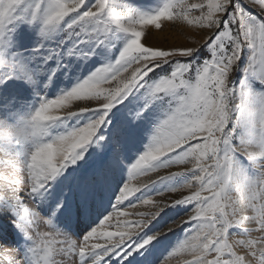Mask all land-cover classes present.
<instances>
[{"label":"rangeland","instance_id":"obj_1","mask_svg":"<svg viewBox=\"0 0 264 264\" xmlns=\"http://www.w3.org/2000/svg\"><path fill=\"white\" fill-rule=\"evenodd\" d=\"M0 137V260L264 264V0H0Z\"/></svg>","mask_w":264,"mask_h":264},{"label":"bare ground","instance_id":"obj_2","mask_svg":"<svg viewBox=\"0 0 264 264\" xmlns=\"http://www.w3.org/2000/svg\"><path fill=\"white\" fill-rule=\"evenodd\" d=\"M0 151H2V149H0ZM5 151H4V153H5ZM4 162L6 163L8 161L4 160ZM9 168H3V169L8 170ZM101 169H102V166L98 165L93 170L95 172V175H99L101 172ZM3 173H5V172H3ZM7 173H8V171H7ZM4 175H6V173ZM4 175L1 173L0 178L5 179L7 176H4ZM7 175H10V174H7ZM11 179H12V177H11ZM7 181H8V179H7ZM10 182H11V180H10ZM13 182L15 183L14 178H13ZM52 188H53V186H52ZM61 188L62 187H60L59 190ZM89 188H88V191H89ZM53 192H55L56 194L58 193V191L56 189L55 190L53 189ZM74 193H75V191H73L72 194L67 198V199H69V201L73 200V205H74L73 206L74 209H72L73 211H71V209H69V212H68V210L66 208L67 206H69L68 201L64 200L63 206L59 209V214L58 215H52V218H54V220H56L58 223L63 222V226L65 228H67V227L71 228L75 233H79V237L81 239V246H80L81 250L78 251V262H80V264H104V257L105 256H102V253L104 250L106 251V249L108 248L107 247L108 244L114 243L113 239L116 236L115 233L111 232V230H110L111 227L109 226L110 227L109 228L107 224L104 225V223H103V224L99 225L97 229L93 230L90 235L87 234L88 236L86 238H84V237L82 238L81 234L85 228L91 226L97 220V218L100 216V214H102V211L105 210V208L108 206L106 199H108L109 194H108V192L105 191L104 202L99 203V204H98V202H96L97 210L90 212V210H89V206H90L89 205V199H86L84 201L83 207H79L81 205L79 202L76 203ZM56 197H57V195H56ZM56 197H55V199H56ZM17 211H15V212H17ZM12 234L15 235V237H17L14 240L15 244L21 245V239L22 238L20 239V235L18 234L17 230H13ZM133 236H130V235L127 236L126 240H125L126 243L123 245H122V241L120 243H117L115 245V247H118V249L116 250V252H114L112 257L116 256L118 259H120V261L121 260L123 261L126 258V257H123V254H124L123 250H126L124 248L125 245H127L129 249L133 248V246H132ZM22 240H23V242H26V243L29 242V240H26L24 238ZM21 248H20V250H21ZM140 252H141V250L136 248L135 250L132 249L131 254L134 256L135 255L140 256ZM23 255H24L23 261L25 263H29L30 257H29L26 250H23ZM13 257H14V254H13V252H11V249L10 250L7 249L6 255H4L3 260H0V262H2L3 264H17L16 262L13 261ZM127 261H129V260H127ZM29 264H31V263H29Z\"/></svg>","mask_w":264,"mask_h":264}]
</instances>
